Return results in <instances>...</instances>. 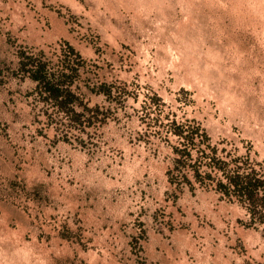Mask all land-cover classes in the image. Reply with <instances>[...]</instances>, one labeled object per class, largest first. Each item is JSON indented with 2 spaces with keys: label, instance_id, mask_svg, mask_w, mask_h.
<instances>
[{
  "label": "rangeland",
  "instance_id": "1",
  "mask_svg": "<svg viewBox=\"0 0 264 264\" xmlns=\"http://www.w3.org/2000/svg\"><path fill=\"white\" fill-rule=\"evenodd\" d=\"M0 264H264V0H0Z\"/></svg>",
  "mask_w": 264,
  "mask_h": 264
},
{
  "label": "trees",
  "instance_id": "2",
  "mask_svg": "<svg viewBox=\"0 0 264 264\" xmlns=\"http://www.w3.org/2000/svg\"><path fill=\"white\" fill-rule=\"evenodd\" d=\"M25 59L26 61H22L21 63V71L36 83L39 94L44 95L43 99H49L60 104L71 102L74 94L70 89V81L67 80V74L59 72V78L54 81L53 73L46 69L44 62H40V60H36L32 56H25ZM176 134L181 138V132H177ZM192 143V138L190 137L186 138L185 142H182L183 148L173 147V151L180 154V156L176 155L172 158L174 169H181V167L186 165V159L190 157L188 147ZM197 176L199 174H195V177ZM258 182L257 178L242 180L238 175H233L228 177V188L231 187L237 195H243L247 200H252L257 193Z\"/></svg>",
  "mask_w": 264,
  "mask_h": 264
}]
</instances>
